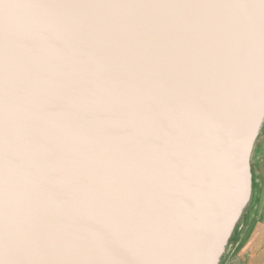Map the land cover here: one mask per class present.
<instances>
[{
	"label": "water",
	"instance_id": "water-1",
	"mask_svg": "<svg viewBox=\"0 0 264 264\" xmlns=\"http://www.w3.org/2000/svg\"><path fill=\"white\" fill-rule=\"evenodd\" d=\"M6 1L22 14L33 2ZM184 1L177 14L154 9L160 12L153 21L167 35L181 32L183 44L182 22L191 20L197 26L215 18L212 26L219 28L218 6ZM64 2L52 5L64 18L52 17L51 24L44 19L54 52L39 60L40 71H31L33 92L19 97V127L9 131L7 118L0 129V264H172L174 238L161 227L180 218L196 149L187 125L203 116L204 98L191 92L202 90L204 74L213 78V72L202 63L206 58H190L171 38L165 44L163 36H149V28L141 30L148 37L144 48L129 41L126 34L143 24L140 19L117 21L103 14L93 29L77 31L62 10ZM250 3L245 0L244 9L223 20V30L229 34L235 24L247 25ZM128 44L135 47L132 57ZM8 61L0 46V80L9 76ZM141 69L153 81L132 75ZM65 71L70 79L58 81ZM234 72L231 63L216 72V115L230 103ZM154 98L161 105L154 111L167 118L164 132L143 115ZM177 137L179 142L170 141ZM170 143H179L177 152H170ZM182 166L165 188V172ZM169 196L173 200L165 207Z\"/></svg>",
	"mask_w": 264,
	"mask_h": 264
},
{
	"label": "rangeland",
	"instance_id": "rangeland-1",
	"mask_svg": "<svg viewBox=\"0 0 264 264\" xmlns=\"http://www.w3.org/2000/svg\"><path fill=\"white\" fill-rule=\"evenodd\" d=\"M193 1L198 5L206 3L207 6H218L221 22L219 28L212 26L216 22L215 18L205 19L202 24L198 19L200 23L197 26L193 20L187 25L182 22L186 30L183 44L177 37L181 32L167 35L165 29L160 27L162 23L153 19L159 17L160 12L155 11V8L165 9L163 12L166 14L173 8L177 14L185 4L184 0H65L62 10L68 11L66 17L70 23H76L77 31H81V28L93 29L103 14L113 16L117 21L140 19L143 24L137 28L131 27L126 34L128 40L134 39L140 48L145 47L148 38L141 30L149 28V36L156 39L163 36L165 44L171 38L174 44H181L182 50L184 48L189 52L190 58H206L202 63L207 64V70L210 68L214 77L206 72L202 80L207 85L204 84L202 90L194 88L191 92L204 100L200 123L192 120L187 125L189 140L196 143V149L191 177L187 179L188 183H183L186 195L184 206L178 213V222L162 226L161 230L174 238V248L170 251L172 264H242V261L247 264L249 253L252 256L248 260L249 264H264V232L253 245L240 240L244 227L246 230L249 224L247 220L244 226V215L252 199L253 205H264V0H251L249 23L246 26L235 24V30H229V34L228 29L223 30V20L244 9L245 0ZM6 3V0H0V46L4 52L9 53L6 67L10 72L8 77L3 76L4 80H0V129L9 118L6 128L15 134L20 125L19 107L23 103L19 97L33 92L28 87L29 80H35V77H30L31 71H40L42 63L39 60L49 58L54 52L49 43L50 31L48 32L45 20L51 24L52 17H64L52 8L53 4H61L58 0H33L30 3L31 9L28 7L25 14L14 11L11 5V8L6 7ZM132 10L137 14L132 13ZM191 12L193 17H201L199 13ZM146 21L149 22L145 23ZM158 26L157 32L155 29ZM57 31L60 33L61 29ZM125 50L128 57L135 55L134 45L128 44ZM224 63H231L234 67V81H230L233 92L230 93V103L226 105L224 112L216 115V102L212 92L216 88V72ZM142 69L141 72L138 70L137 75H132L139 76L140 79L142 77L148 83L153 81L143 74ZM3 72L5 73L4 67ZM67 73L65 71L64 74H58V81L70 79L66 78ZM128 76L131 77L129 74ZM56 86L61 87L58 84ZM157 92L160 91L155 93ZM155 99L153 102L149 100L146 105L147 113L143 115L147 121L154 122L158 130L164 132L163 124L167 122V118L154 111L161 106L159 101L154 102ZM26 107L28 108V103ZM171 140L179 142L180 138ZM178 146L179 143L172 144L170 152H177ZM181 171H184L183 166L175 171H166L163 186L167 188L166 179ZM174 180L180 183L179 180ZM172 196L162 201V205L169 207ZM174 197L176 202V196ZM215 206V215L210 216L209 210ZM242 256H245L243 260L240 258Z\"/></svg>",
	"mask_w": 264,
	"mask_h": 264
},
{
	"label": "crops",
	"instance_id": "crops-1",
	"mask_svg": "<svg viewBox=\"0 0 264 264\" xmlns=\"http://www.w3.org/2000/svg\"><path fill=\"white\" fill-rule=\"evenodd\" d=\"M244 226H246L247 220H249L248 227L245 230H243V234L240 238L242 242L249 243L250 245H253L257 239L263 234L264 232V205L255 204L253 205V199L250 205H248L247 210L245 211L244 215ZM264 246V245H263ZM251 247V246H250ZM242 256L240 258H242ZM251 254L248 255V260L251 259ZM247 260V264H249ZM244 262L242 261V264Z\"/></svg>",
	"mask_w": 264,
	"mask_h": 264
}]
</instances>
